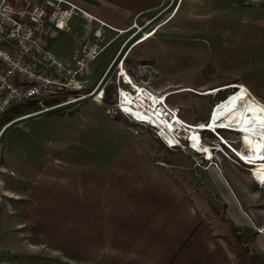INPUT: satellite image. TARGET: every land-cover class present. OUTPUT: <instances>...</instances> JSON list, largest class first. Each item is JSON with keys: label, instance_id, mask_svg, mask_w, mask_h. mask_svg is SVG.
<instances>
[{"label": "rangeland", "instance_id": "obj_1", "mask_svg": "<svg viewBox=\"0 0 264 264\" xmlns=\"http://www.w3.org/2000/svg\"><path fill=\"white\" fill-rule=\"evenodd\" d=\"M186 1L188 6L184 11L175 14L176 8L159 21L165 23L151 37L136 44L138 39L131 45L123 57L124 62L127 60L124 72L131 80H138L151 90L165 94L168 104L178 107L180 116L192 125L206 123L212 109L221 101V95L225 98L228 93L236 94L244 86L247 95L264 105V0ZM164 2L167 3L162 8L171 0ZM154 16L136 17L125 29L114 28L116 31L107 33V39L112 41L83 70V80H86L83 91L90 90L100 81L121 45L138 30L130 27L135 23L141 28ZM79 22L78 33L74 36L70 32L44 37L59 56L67 58L71 54L81 33L82 18ZM151 28L148 31H152ZM118 64L109 78L115 90ZM56 100L54 106L70 102ZM110 101L100 105L91 100L72 106L25 122L4 136L0 148V264H78L63 250L52 251L51 245L43 243V238L31 234L33 222L28 221L24 226L27 222L24 210L32 205L33 188L39 193L43 189L61 192L62 187L65 188L63 181L69 179L67 174H71L78 164L88 165L89 153L95 145H144L153 157L164 158L166 162L192 161L190 155L180 151L163 150L144 127L106 113ZM20 109L25 114L38 111L33 105L20 106ZM6 114L0 118V130ZM218 134L227 141L226 144L243 150L237 134L230 131H219ZM203 136L204 144L220 143L209 133H203ZM215 155L213 160L222 163L225 170L226 163H231L236 177L249 180L247 169L250 166H245L235 156L232 158H236L237 164L222 157L220 152ZM84 168L88 169L87 166ZM56 174L61 183L53 180ZM253 183L246 202H243L240 188L234 187L243 202L244 212L249 217L256 214L251 215L250 227H237L242 233L226 229L234 242V250L229 247V252L235 253L241 264L243 259H250L245 250L264 257V187L254 180ZM206 187L210 188L207 184ZM200 191H195L192 197L194 201H200L208 220L214 221L217 209L222 211L223 205L218 203L215 193L208 189ZM225 225L229 227L227 223ZM236 234H239L238 240Z\"/></svg>", "mask_w": 264, "mask_h": 264}, {"label": "crops", "instance_id": "obj_2", "mask_svg": "<svg viewBox=\"0 0 264 264\" xmlns=\"http://www.w3.org/2000/svg\"><path fill=\"white\" fill-rule=\"evenodd\" d=\"M68 1L118 30L136 17L159 14L167 3ZM187 6L188 1L180 0L175 14ZM80 20L74 18L72 36L78 33ZM94 148L88 165L78 164L67 174L61 192L31 190L34 200L24 210V226L33 222L30 233L43 238L52 251L63 250L78 264H235L234 260L240 264L226 229H231L227 221L235 227H250L255 213L249 217L242 208L250 197V184H254L250 174L249 180L236 177L228 162L226 170L220 162L217 168L208 162H203L204 169L196 167L185 157L188 162H166L153 157L144 145ZM54 176L61 183L59 175ZM235 186L240 188L243 202ZM199 189L215 193L223 205L214 221L208 220L200 201L192 197Z\"/></svg>", "mask_w": 264, "mask_h": 264}, {"label": "built area", "instance_id": "obj_3", "mask_svg": "<svg viewBox=\"0 0 264 264\" xmlns=\"http://www.w3.org/2000/svg\"><path fill=\"white\" fill-rule=\"evenodd\" d=\"M77 16L81 18L80 7L68 0H0V118L15 107L33 105L41 111L54 106L50 102L56 99L64 102L83 98L81 33L67 58L56 54L44 40L50 34L70 33ZM130 28L140 29L135 23ZM112 31L116 30L89 13L91 64L112 41L107 39V33ZM124 67L122 58L115 71L116 90L106 113L150 128L164 148L190 155L196 167L204 169L205 160L209 164L213 161L217 168L213 159L218 149L232 163L241 161L232 145L207 144L212 151L210 157L195 149L190 132L198 126L186 122L179 108L168 104L165 94L131 80ZM111 81L94 94V102L104 105L105 87ZM98 83L91 87L92 94ZM146 97L153 99L149 106L143 105L142 99ZM154 110L165 124L155 122L157 118L149 112ZM200 134V142L204 144V136Z\"/></svg>", "mask_w": 264, "mask_h": 264}, {"label": "bare ground", "instance_id": "obj_4", "mask_svg": "<svg viewBox=\"0 0 264 264\" xmlns=\"http://www.w3.org/2000/svg\"><path fill=\"white\" fill-rule=\"evenodd\" d=\"M80 15L83 21L81 23L83 71L85 66L90 62L91 45L89 35V13L80 7ZM163 23H158L151 28L153 29L152 31L149 30L145 32L143 34L144 36L142 35L143 37L139 39L136 44H139L145 39L151 37L155 30L158 29ZM85 81L86 80H83V89L85 88ZM243 88H240V91H238L236 94L228 93L227 97H225L223 101L219 102L217 106L212 109L206 123L193 125L198 127L193 128V130L190 132L192 145L195 149L210 157L212 155L211 149H208L207 144L200 142V133L202 131L210 132L220 140V143L224 145L229 144H226L227 141L221 137L220 134H218L219 130L230 131L231 133L233 132L237 134L243 144V150L235 148L237 157H239L241 163L250 166L248 168L250 177H252V179L257 184H260V187H264V105L254 100L253 97L247 95V90ZM96 91L94 93H96ZM89 95H92V89L86 92L83 91V97H87ZM126 99L130 100V97L126 95ZM142 100L143 105L147 106L153 102V99L150 97L143 98ZM130 111L133 110L130 109ZM149 112L150 115L157 118L155 119V122L158 124L162 123V125L165 124L162 122V119H158V113L155 112V110ZM217 152H220L219 149ZM203 165L205 166L204 163Z\"/></svg>", "mask_w": 264, "mask_h": 264}, {"label": "water", "instance_id": "obj_5", "mask_svg": "<svg viewBox=\"0 0 264 264\" xmlns=\"http://www.w3.org/2000/svg\"><path fill=\"white\" fill-rule=\"evenodd\" d=\"M179 2H180V0H171V2H169V4L159 12V14L157 13L152 19H150L147 23H145L140 29L133 32L125 40V42L121 45L120 49L118 50V52L116 53L114 58L111 60L109 66L106 69V72L101 77V79L98 83L97 89H96L97 91L100 90L102 88V86H104L107 83V81L109 80L111 74L113 73L116 65L124 57V55L130 49L131 45L133 43H135L138 39H141L142 34L145 33L146 31H148V29H150L154 25L158 24L159 21H162V19L165 18L170 13L174 12V10L177 8ZM94 94L95 93H93L92 95H89L87 97L76 99V100H73V101H70L67 103L58 104V105H55V106L50 107L48 109L37 111L34 113H30V114H25L23 116H19V117H16V118L10 120L0 130V148H1V144H2L4 136L14 127L19 126L25 122L40 118L42 116H46V115H49V114H52V113H55L58 111L65 110L69 107L77 106V105H80L82 103L91 101V98L94 96Z\"/></svg>", "mask_w": 264, "mask_h": 264}, {"label": "trees", "instance_id": "obj_6", "mask_svg": "<svg viewBox=\"0 0 264 264\" xmlns=\"http://www.w3.org/2000/svg\"><path fill=\"white\" fill-rule=\"evenodd\" d=\"M125 62H127V60H125ZM115 92V89H114V86L111 84V83H108L107 85H106V87H105V93H106V97L104 98V101H110V99H111V94L112 93H114ZM224 96V94L223 95H221L220 97H219V100H221V101H223L225 98H222ZM221 101H219V102H221ZM218 102V103H219ZM54 103H57V100H54V101H51L50 102V104H54ZM217 103V104H218ZM22 114H25L24 113V110L23 109H20V107H15V108H13V109H11V111L8 113V115L6 114V117H5V119L3 120V122H2V126L3 125H5L7 122H9L10 120H12L13 118H15V117H17V116H20V115H22ZM5 116V115H4ZM208 121V120H207ZM1 126V127H2ZM145 129H147L148 131H150L152 134H153V136L155 137V135H154V133H153V131L150 129V128H148V127H144ZM219 131H222V130H219ZM202 134L203 133H209V134H211L210 132H208V131H202L201 132ZM211 135H213V134H211ZM214 136V135H213ZM215 137V136H214ZM155 139H156V141H158V143L162 146V144L160 143V141L155 137ZM221 145H224V144H222V143H220ZM163 147V146H162ZM163 150H168V149H166V148H164L163 147ZM205 163H206V161H204ZM250 177V176H249ZM252 178V177H251ZM228 223H229V226L231 227V229L232 230H234V231H239V232H241L242 233V230L240 229V228H237V227H235L230 221H227ZM237 235V240L239 239V234H236ZM240 236H241V234H240ZM240 241V240H239ZM246 246L247 245H245V248H246ZM247 253H249L250 254V259L249 260H245V259H243L242 260V264H264V257H263V255H261V254H258V253H255V252H253V251H251V250H249V251H247V250H245ZM241 264V263H240Z\"/></svg>", "mask_w": 264, "mask_h": 264}]
</instances>
